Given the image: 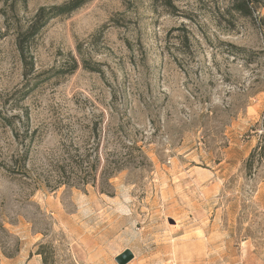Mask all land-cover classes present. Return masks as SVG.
<instances>
[{
    "label": "rangeland",
    "instance_id": "obj_1",
    "mask_svg": "<svg viewBox=\"0 0 264 264\" xmlns=\"http://www.w3.org/2000/svg\"><path fill=\"white\" fill-rule=\"evenodd\" d=\"M64 1L0 0V264H40V244L50 264H264V161L244 170L264 132V0H88L24 63L17 37ZM96 121L145 159L106 192L39 183Z\"/></svg>",
    "mask_w": 264,
    "mask_h": 264
},
{
    "label": "trees",
    "instance_id": "obj_2",
    "mask_svg": "<svg viewBox=\"0 0 264 264\" xmlns=\"http://www.w3.org/2000/svg\"><path fill=\"white\" fill-rule=\"evenodd\" d=\"M87 1L66 0L49 8H41L36 14L29 32L25 33L28 36L22 35L16 39L17 50L20 57L24 59V63H26L24 52L30 41L29 37H33L51 18L69 14ZM78 66L77 61L73 60L67 68L58 69L57 73H72ZM84 67L89 70L96 69L87 62L84 63ZM120 128L118 126L117 131L111 135H108L102 128L101 121H96L87 133H84L81 127L78 128L77 134L70 137L68 143H60L58 153L48 161L47 173L43 176L44 178L38 179L39 183L48 185L51 190L62 185L77 187L91 184L101 192L109 191L112 187L110 182L112 177L136 161L140 163L145 159L142 146L138 145L137 140L129 134L123 133ZM108 145L113 148H108ZM263 161L264 132H261L257 144L244 161V170L248 174H253ZM43 248L44 245H38L37 254L42 255L40 264H50L43 253Z\"/></svg>",
    "mask_w": 264,
    "mask_h": 264
},
{
    "label": "water",
    "instance_id": "obj_3",
    "mask_svg": "<svg viewBox=\"0 0 264 264\" xmlns=\"http://www.w3.org/2000/svg\"><path fill=\"white\" fill-rule=\"evenodd\" d=\"M131 258H132V254H130V252L127 251L123 255L118 257L117 261L119 264H125Z\"/></svg>",
    "mask_w": 264,
    "mask_h": 264
}]
</instances>
